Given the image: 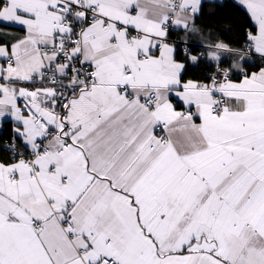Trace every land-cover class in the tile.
Returning <instances> with one entry per match:
<instances>
[{
    "label": "snow or ice",
    "instance_id": "6c2138e0",
    "mask_svg": "<svg viewBox=\"0 0 264 264\" xmlns=\"http://www.w3.org/2000/svg\"><path fill=\"white\" fill-rule=\"evenodd\" d=\"M0 264H264V0H0Z\"/></svg>",
    "mask_w": 264,
    "mask_h": 264
}]
</instances>
